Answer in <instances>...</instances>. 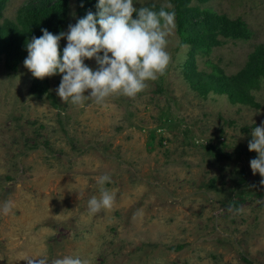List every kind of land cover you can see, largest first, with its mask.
<instances>
[{"label": "rangeland", "instance_id": "rangeland-1", "mask_svg": "<svg viewBox=\"0 0 264 264\" xmlns=\"http://www.w3.org/2000/svg\"><path fill=\"white\" fill-rule=\"evenodd\" d=\"M31 1L9 0L4 19L15 21ZM191 5L241 18L252 33L198 55L197 71L216 65L237 74L264 45V0ZM77 9L70 0L65 33L80 19ZM173 32L165 73L135 99L114 96L105 106L65 104L59 73L44 83L52 98L37 96L28 55L0 57V202L14 201L0 214V264L41 255H80L90 264H264V185L248 148L252 128L264 124V81L251 89L256 106L201 94L185 76L190 46L181 50L176 19ZM84 63L98 68L95 59ZM102 175L111 177L105 187L115 203L90 215Z\"/></svg>", "mask_w": 264, "mask_h": 264}, {"label": "clouds", "instance_id": "clouds-1", "mask_svg": "<svg viewBox=\"0 0 264 264\" xmlns=\"http://www.w3.org/2000/svg\"><path fill=\"white\" fill-rule=\"evenodd\" d=\"M96 8L95 14L89 11L70 25L67 33L54 35L42 29L43 35L33 37L26 45L28 56L24 67L40 80L59 73L62 80L56 92L65 104L83 106L90 101L105 106L114 96L135 99L172 62L168 46L174 34L175 12L170 3L156 9L155 6L137 8L134 0H98ZM62 39L67 40V45L61 55ZM180 47L183 51L188 45ZM86 59H95L98 68L93 70L85 65ZM89 90L90 94L85 95ZM251 137L249 151L258 156L250 161V167L253 175H260L264 185V124L252 128ZM96 183L99 196L93 195L87 202L90 215L107 211L116 198L115 192L105 187L111 183L109 175L97 177ZM13 206L11 197L0 202V214H9ZM25 261L27 264H90L88 258L80 255L51 260L41 255L27 257Z\"/></svg>", "mask_w": 264, "mask_h": 264}, {"label": "trees", "instance_id": "trees-1", "mask_svg": "<svg viewBox=\"0 0 264 264\" xmlns=\"http://www.w3.org/2000/svg\"><path fill=\"white\" fill-rule=\"evenodd\" d=\"M9 0H0V57L7 56L12 62H18L28 55L27 43L33 37L43 35L47 29L54 35L65 33L68 27L70 0H32L20 8L15 21L4 19V10ZM175 12L177 32L181 45L190 46L188 59L183 70L191 86L203 95L210 92L226 94L233 103L256 106L251 89L259 87L264 81V45L256 47L250 54L245 67L234 75H227L216 65L212 73L199 72L196 58L208 56L214 48L221 47L229 40H249L252 36L248 24L242 20L231 19L227 15L218 14L208 8L192 6V0H170ZM209 0H200L206 3ZM98 0H78L79 18L85 17L89 11L97 12ZM161 6L148 3L143 7ZM133 18H136L135 15ZM60 53L63 54L64 43L60 41ZM48 78L34 79L32 92L37 96L47 94ZM52 98L50 94H47ZM217 148L214 147L213 150ZM219 152L217 154L220 155Z\"/></svg>", "mask_w": 264, "mask_h": 264}]
</instances>
